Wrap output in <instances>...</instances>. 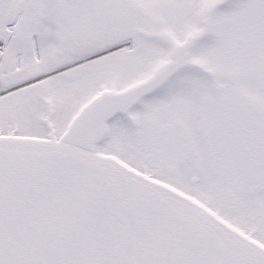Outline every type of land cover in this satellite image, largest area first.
I'll use <instances>...</instances> for the list:
<instances>
[{"label":"snow or ice","instance_id":"snow-or-ice-1","mask_svg":"<svg viewBox=\"0 0 264 264\" xmlns=\"http://www.w3.org/2000/svg\"><path fill=\"white\" fill-rule=\"evenodd\" d=\"M0 264H264V0H0Z\"/></svg>","mask_w":264,"mask_h":264}]
</instances>
